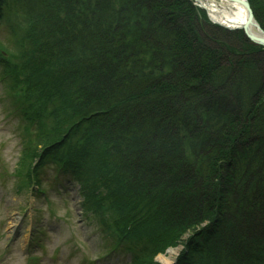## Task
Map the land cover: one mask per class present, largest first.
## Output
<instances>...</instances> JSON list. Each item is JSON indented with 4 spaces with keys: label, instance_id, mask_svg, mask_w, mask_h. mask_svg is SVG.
<instances>
[{
    "label": "trees",
    "instance_id": "1",
    "mask_svg": "<svg viewBox=\"0 0 264 264\" xmlns=\"http://www.w3.org/2000/svg\"><path fill=\"white\" fill-rule=\"evenodd\" d=\"M39 5L4 66L38 136L23 169L53 158L112 238L139 218L135 264L181 244L179 264H264V49L191 0Z\"/></svg>",
    "mask_w": 264,
    "mask_h": 264
},
{
    "label": "rangeland",
    "instance_id": "2",
    "mask_svg": "<svg viewBox=\"0 0 264 264\" xmlns=\"http://www.w3.org/2000/svg\"><path fill=\"white\" fill-rule=\"evenodd\" d=\"M192 1L199 6L195 0ZM31 2L37 6L41 0L14 2L20 4V12L16 5L13 6L17 13L13 12L11 17L16 34L13 36L7 31L0 34L4 42L1 47L11 56H16L17 42L20 43L23 39L21 17L23 9L28 12ZM8 15L10 16L9 13ZM0 59L5 61L4 57L1 58V53ZM2 64L0 63V264H90V261L91 264L130 263L128 254L110 251L102 243L95 222L82 215L78 189L68 178L62 175L59 178L43 176V188L47 193L42 196L29 197L28 189H20L21 181L16 184V180L26 171L19 164L20 158L24 166L28 167V162L27 154L21 153L24 145L21 138L23 128L19 127L17 115L13 112V97H17L18 92L9 79L5 78ZM15 172L19 178L15 177ZM25 176L26 174L22 179ZM26 208L28 209L22 217L21 213ZM39 228L46 229L45 235L31 243L32 230L37 235ZM167 255L168 251H165L160 256ZM159 257L154 258L153 263L161 264ZM175 257L176 255L173 260Z\"/></svg>",
    "mask_w": 264,
    "mask_h": 264
},
{
    "label": "bare ground",
    "instance_id": "3",
    "mask_svg": "<svg viewBox=\"0 0 264 264\" xmlns=\"http://www.w3.org/2000/svg\"><path fill=\"white\" fill-rule=\"evenodd\" d=\"M199 5L206 9L212 21L223 27L238 30L243 29L247 20L248 14L245 7L240 2L230 0H195ZM249 32L255 37H263L262 32L256 24L249 27ZM177 251L171 249L167 256H160L158 261L161 264H171Z\"/></svg>",
    "mask_w": 264,
    "mask_h": 264
},
{
    "label": "water",
    "instance_id": "4",
    "mask_svg": "<svg viewBox=\"0 0 264 264\" xmlns=\"http://www.w3.org/2000/svg\"><path fill=\"white\" fill-rule=\"evenodd\" d=\"M230 1H233V2H240L244 7H245V10L247 11V14H248V20L244 26V32L247 36V38L253 42L254 44L256 45H259V46H262L264 47V32L260 29L259 25L257 24L255 18H254V13L251 9V6L248 2V0H230ZM256 24L257 27L259 28V30L262 32L263 34V37H255L253 36L250 32H249V27L252 25V24Z\"/></svg>",
    "mask_w": 264,
    "mask_h": 264
}]
</instances>
